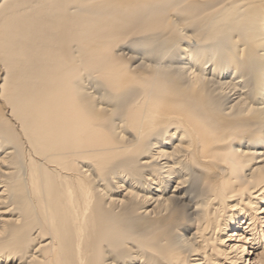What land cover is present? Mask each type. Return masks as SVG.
Returning <instances> with one entry per match:
<instances>
[{
    "label": "bare ground",
    "instance_id": "bare-ground-1",
    "mask_svg": "<svg viewBox=\"0 0 264 264\" xmlns=\"http://www.w3.org/2000/svg\"><path fill=\"white\" fill-rule=\"evenodd\" d=\"M0 264H264V0H0Z\"/></svg>",
    "mask_w": 264,
    "mask_h": 264
}]
</instances>
